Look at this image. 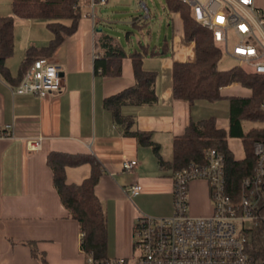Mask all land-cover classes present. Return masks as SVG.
<instances>
[{
  "label": "crops",
  "instance_id": "0c3cea01",
  "mask_svg": "<svg viewBox=\"0 0 264 264\" xmlns=\"http://www.w3.org/2000/svg\"><path fill=\"white\" fill-rule=\"evenodd\" d=\"M130 2L107 0L105 5L92 9L83 7L85 13L75 32L44 57L60 66L62 87L43 96L10 93L20 79L18 66L25 50L44 46L51 37L45 22L13 19L14 26L23 21L24 36L17 39L12 35L11 54L3 62L8 79L0 76V128L10 125L14 136L11 140L0 138V264H36L28 243L42 254L45 264H84L79 249V225L67 216L54 191L45 162L48 152L92 155L101 164L103 172L95 195L104 214L106 256L129 259L133 254L135 219L140 215L163 218L172 214V168L161 165L159 158L164 163L171 162L173 138L181 135L190 121L209 116L216 118L218 127L228 129V115L215 113L216 102L197 100L189 104L172 96V63L191 62L195 57L193 43L183 37L179 14L170 12L164 4L162 19L153 21L151 16L155 14L141 0L139 4L142 2L146 10L143 21L138 16L131 22L127 19L117 22L103 12V8ZM254 2L264 12V0ZM128 26L137 28L139 35H131ZM96 29L115 38L127 53L141 45L158 52L145 55L141 63L144 70L156 72V102L139 107L124 105L120 112L132 115L134 127L149 134L159 158L152 146L142 145L135 137L126 135L104 106L105 98L133 84V69L131 60L125 57L119 75L95 72ZM220 90L249 95L237 83ZM36 136L43 138L41 148L29 152L24 140ZM227 147L235 159L244 158L240 139L228 138ZM129 159L136 160L137 165L130 172L123 171L122 162ZM90 171L89 163L64 166V181L80 184ZM135 183L141 186V191L128 196L127 188ZM187 199L191 216L211 215L205 181L190 182Z\"/></svg>",
  "mask_w": 264,
  "mask_h": 264
},
{
  "label": "trees",
  "instance_id": "16d2710c",
  "mask_svg": "<svg viewBox=\"0 0 264 264\" xmlns=\"http://www.w3.org/2000/svg\"><path fill=\"white\" fill-rule=\"evenodd\" d=\"M91 0H10L11 15L0 16V76L8 79L3 64L12 50L13 17L19 19H43L51 37L41 47H28L19 63V77L25 68L37 58L49 56L63 40L73 34L89 7ZM170 12L178 13L183 24L185 41L194 45L195 57L191 62H173L171 68V91L175 99L192 104L197 100L210 103L228 101L229 126L225 130L216 124V118L209 116L190 121L184 132L172 141V160L164 163L158 155V148L150 140L148 133L134 127L132 115H122L120 108L144 106L156 102L155 71L142 68L145 55H156L155 48L140 46L127 53L111 35L98 31L94 33L95 72L117 76L120 74L121 60L128 57L133 69V84L107 97L104 106L112 114L117 125L126 135L135 137L140 144L152 146L160 164L169 165L173 172L191 163L204 162L205 151L215 149L224 158L225 179L233 196L240 195L242 178L251 174L254 164L252 145L255 141L264 142V74H256L239 66L220 69L223 56L215 43L212 32L200 26L192 17L190 8L180 0H165ZM247 89L249 95L223 93L219 89L231 83ZM228 138H238L242 142L244 158L237 160L227 147ZM50 170L51 183L58 200L67 216L77 221L80 232L79 249L83 254L96 260L107 258V231L101 204L95 195V186L103 172L101 164L92 155H67L48 152L45 158ZM89 163V176L80 184H67L64 181V166H77ZM30 254L36 264H45L42 254L32 247ZM247 253L257 264H264V223L254 225L247 233Z\"/></svg>",
  "mask_w": 264,
  "mask_h": 264
},
{
  "label": "built area",
  "instance_id": "2783aa9c",
  "mask_svg": "<svg viewBox=\"0 0 264 264\" xmlns=\"http://www.w3.org/2000/svg\"><path fill=\"white\" fill-rule=\"evenodd\" d=\"M106 1L91 0V9ZM180 1L190 8L200 26L212 32L224 57L248 71L264 74V12L254 0ZM140 5L144 7L142 2ZM61 87L60 66L37 58L25 68L10 93L43 96L54 94ZM0 138L14 139L10 125L0 128ZM42 140L36 136L25 139L24 144L29 152H34L40 150ZM252 152L254 164L251 174L242 178L240 195L233 196L227 184L223 155L208 149L203 163H191L173 172L169 217L140 215L135 219L133 254L129 259L96 260L82 253L83 263L127 264L130 260L132 264H257L247 253L246 245L248 231L264 223V142L255 141ZM136 165L134 159L124 160L122 170L130 172ZM194 180L207 183L212 206L209 216L194 217L188 211L187 187ZM140 191L141 186L135 183L126 194L135 196Z\"/></svg>",
  "mask_w": 264,
  "mask_h": 264
},
{
  "label": "rangeland",
  "instance_id": "374dc122",
  "mask_svg": "<svg viewBox=\"0 0 264 264\" xmlns=\"http://www.w3.org/2000/svg\"><path fill=\"white\" fill-rule=\"evenodd\" d=\"M139 1L140 0H132V2L128 4H125L123 6H116L114 8L106 7L103 8V12L106 13L110 19H112L113 21L116 20L117 22L124 21V19H127V21L131 22L134 17L136 18L138 16H141L140 19L141 21H143L146 10L139 4ZM141 1H143L146 4V6L150 9V11L155 14L154 17L151 16V19H153V21L158 20L159 17H161L162 19L164 15L162 6L165 4V0H141ZM8 15H11L10 0H0V16H8ZM14 18L15 17H13V19ZM36 22L44 23L45 20L36 19ZM22 24L23 21L19 20L18 23H16V26L13 25L12 35H14V38L16 37L17 39H20L24 36V27L22 26ZM129 28H130L129 31L132 32L131 35L135 37L139 35V30L137 28H131V27ZM121 36L124 38V33H122ZM233 66H236V62L228 57H223L221 62L219 63V68L223 70L229 69ZM214 110L215 113L219 116L223 114L228 115V101L220 100L216 102ZM246 225L249 226V224ZM127 264H132V261L128 260Z\"/></svg>",
  "mask_w": 264,
  "mask_h": 264
}]
</instances>
